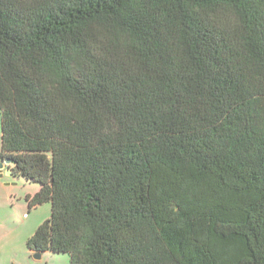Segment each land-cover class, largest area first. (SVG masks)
<instances>
[{
    "label": "trees",
    "instance_id": "obj_1",
    "mask_svg": "<svg viewBox=\"0 0 264 264\" xmlns=\"http://www.w3.org/2000/svg\"><path fill=\"white\" fill-rule=\"evenodd\" d=\"M0 161L70 264H264V0H0Z\"/></svg>",
    "mask_w": 264,
    "mask_h": 264
},
{
    "label": "rangeland",
    "instance_id": "obj_2",
    "mask_svg": "<svg viewBox=\"0 0 264 264\" xmlns=\"http://www.w3.org/2000/svg\"><path fill=\"white\" fill-rule=\"evenodd\" d=\"M2 149V121L0 115V153ZM0 170V264H70L67 254L46 253L39 260L27 248V242L38 228L50 219V203L30 208L28 198L41 189L22 177Z\"/></svg>",
    "mask_w": 264,
    "mask_h": 264
},
{
    "label": "water",
    "instance_id": "obj_3",
    "mask_svg": "<svg viewBox=\"0 0 264 264\" xmlns=\"http://www.w3.org/2000/svg\"><path fill=\"white\" fill-rule=\"evenodd\" d=\"M11 164H12L11 160L0 161V170L1 171L4 170L6 168V166L11 165ZM6 172H7L8 175L13 176L12 171L7 170ZM33 255H34V258L36 260H39V259H41L43 257L44 254H42V253H34Z\"/></svg>",
    "mask_w": 264,
    "mask_h": 264
},
{
    "label": "crops",
    "instance_id": "obj_4",
    "mask_svg": "<svg viewBox=\"0 0 264 264\" xmlns=\"http://www.w3.org/2000/svg\"><path fill=\"white\" fill-rule=\"evenodd\" d=\"M31 252V251H30ZM31 253H33V252H31ZM34 254V253H33Z\"/></svg>",
    "mask_w": 264,
    "mask_h": 264
}]
</instances>
